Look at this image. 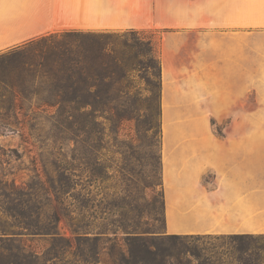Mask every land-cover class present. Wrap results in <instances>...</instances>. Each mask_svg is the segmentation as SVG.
Returning a JSON list of instances; mask_svg holds the SVG:
<instances>
[{
    "label": "trees",
    "instance_id": "16d2710c",
    "mask_svg": "<svg viewBox=\"0 0 264 264\" xmlns=\"http://www.w3.org/2000/svg\"><path fill=\"white\" fill-rule=\"evenodd\" d=\"M161 85L160 60L136 30L51 32L0 52V113L17 115L34 99L41 116L53 109L56 126L74 135L60 138L72 143L68 156L57 150L48 162L40 158L35 184L0 179V264H264V233L179 234L155 225L163 220L164 191L155 190L162 182L148 185V219L138 206L129 217L121 196L108 203L116 218L89 220L77 130L136 118L159 148ZM153 159L157 172L160 153ZM61 221L70 236L60 232ZM24 236L46 238L48 246L29 249Z\"/></svg>",
    "mask_w": 264,
    "mask_h": 264
},
{
    "label": "crops",
    "instance_id": "0c3cea01",
    "mask_svg": "<svg viewBox=\"0 0 264 264\" xmlns=\"http://www.w3.org/2000/svg\"><path fill=\"white\" fill-rule=\"evenodd\" d=\"M65 30L161 31L163 116L167 107L248 108L251 60L264 74V0H0V52ZM240 135L208 133L214 147L201 150L202 170L180 183L178 203L192 204L200 233H264V189L251 192L248 178L235 171L250 161V134ZM165 145L163 140L162 172ZM210 172L226 207L207 219L201 204L218 194L205 189L203 175ZM164 195L166 203V189Z\"/></svg>",
    "mask_w": 264,
    "mask_h": 264
},
{
    "label": "rangeland",
    "instance_id": "374dc122",
    "mask_svg": "<svg viewBox=\"0 0 264 264\" xmlns=\"http://www.w3.org/2000/svg\"><path fill=\"white\" fill-rule=\"evenodd\" d=\"M136 33L151 43L154 55L159 58L161 64L162 32L148 30L136 31ZM142 47L143 52H146L147 47L145 45ZM257 62V59L251 60L248 108L231 107L228 103L186 110L167 107L166 116H163L161 104L159 148L156 147V140L154 138L152 140L151 134H147L143 129L142 120L136 118L124 119L116 127V124L107 122L83 124V128L77 130V138L80 140V188L89 200L86 212L89 220L98 224L116 218V207H111L108 203L114 197L121 196L125 203L123 209L129 217L134 214L133 209L138 206L143 209V217L148 219L147 210L151 205V188L148 185L151 182H162L161 185H156L155 190L166 189L168 201L165 203L164 195L163 220L154 224L161 226L167 233H200L203 227L199 222L200 219L198 220L194 215L197 211L191 203L180 205L177 194L180 191V183L183 184L185 178L193 180L202 170L198 162L201 150L214 147L211 139L207 137L208 133L219 137H236L241 136V132L248 131L249 165L248 167L245 165L243 170L239 168L235 171H239L240 178L242 173L245 180L248 178L251 192L264 189V74L258 73L261 70ZM141 86H144V82ZM227 94L229 97L230 92ZM210 99L215 103L217 98L212 95ZM52 113L54 110L50 108L48 114L41 116L36 109L34 99L26 102L24 109L17 115L13 114L12 110L0 113V124H7L15 130L3 131L4 128L0 127V179L7 183L13 181L20 187L35 184L39 178L37 172L41 170L40 158L48 162L52 160L57 150L65 153L66 156L69 155L72 143L69 145L66 139L60 138L74 135L67 129L58 128L51 117ZM187 114L199 117H188ZM163 140L166 144V160L163 166L166 179L163 178L162 167L157 169V172L152 169L153 157L156 154L160 153L162 163ZM105 165L109 166L107 174L110 177L107 181L102 180L103 172H106ZM213 175L212 172L203 175L205 189L218 191L214 201L209 199L205 204H201L206 205L204 214L207 219L209 215H222L226 207L223 202L225 196L219 193L220 185L215 187L212 182ZM219 181L221 183V179L217 183ZM254 195L251 194V200L254 199ZM158 205L157 202L156 206ZM251 208L257 209V206ZM59 227L64 236H70L64 221L60 222ZM23 239L29 249L38 252H42L48 246L46 238L24 236ZM104 258L105 253L101 256V260L103 261Z\"/></svg>",
    "mask_w": 264,
    "mask_h": 264
}]
</instances>
